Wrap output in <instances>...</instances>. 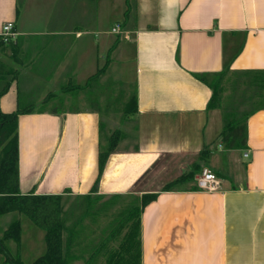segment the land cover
<instances>
[{"label":"crops","instance_id":"obj_1","mask_svg":"<svg viewBox=\"0 0 264 264\" xmlns=\"http://www.w3.org/2000/svg\"><path fill=\"white\" fill-rule=\"evenodd\" d=\"M8 21L16 35L5 41ZM113 46L106 70L87 85L108 59L100 67L96 51L108 56ZM116 53L133 56V110L116 107L118 84L107 88ZM227 62L233 71L264 70V0H0V88L9 83L0 108L35 105L18 118L21 190L74 199L64 209L95 194V263L105 261L99 247L119 226L105 220L108 210L120 198L126 206L158 192L141 211V264H264V108L247 120L246 145L227 148L211 123L212 89L196 76ZM114 109L132 127L93 191ZM205 164L220 190L198 187ZM193 169L190 181L162 189ZM157 180L165 183L155 187ZM18 213L0 215V227L20 221L21 246L30 223Z\"/></svg>","mask_w":264,"mask_h":264},{"label":"trees","instance_id":"obj_2","mask_svg":"<svg viewBox=\"0 0 264 264\" xmlns=\"http://www.w3.org/2000/svg\"><path fill=\"white\" fill-rule=\"evenodd\" d=\"M113 49L114 46L109 50L107 62L89 78L87 85L94 80L95 76L101 75L106 70ZM230 74H234L233 86L244 85V91L249 92L250 97L257 98L256 101L252 100L249 110L244 112L243 117L237 121L228 122L220 132L221 142L227 148H243L247 143L249 116L258 109L264 108V70L233 71L230 68V62H227L220 72L212 74L214 75L213 81L207 79L208 74L196 73V76L212 89L208 109L221 106L222 85ZM8 87L9 83H6L0 88V97ZM34 108L33 104L19 107L13 112H4L0 108V215L17 211L27 216L37 227L44 230L46 249L31 263L25 262L21 257H14L7 242L11 238L21 237V223L16 221L0 236V254H4L5 262L11 264H71V249L73 245L78 244V250L88 253L85 264H95V227L93 226L95 224V194L81 195L80 198H86V201L77 202L68 209H64L63 194H35L33 191L23 192L21 190L18 118L19 115L31 112ZM120 134V129H116L109 137L107 148L99 153V175L93 191L97 188L108 156L116 148ZM201 156L204 158V151ZM194 174L195 170H190L165 184L162 189L168 190L181 186L190 181ZM157 197L158 192L144 193L140 203L126 205L120 211L121 216L117 223L119 226L107 232L109 234L103 238L98 250V252H103L105 260L103 264H141V211ZM74 207L80 208L76 211ZM88 215H93V224L84 223ZM85 226L91 230V233L87 235L86 241H82V228ZM119 234L121 238L118 245L109 246V241ZM79 255L82 257V254Z\"/></svg>","mask_w":264,"mask_h":264},{"label":"rangeland","instance_id":"obj_3","mask_svg":"<svg viewBox=\"0 0 264 264\" xmlns=\"http://www.w3.org/2000/svg\"><path fill=\"white\" fill-rule=\"evenodd\" d=\"M108 27H111L109 25ZM96 56L98 58L99 66L101 67L107 58V52L105 51H96ZM99 56V57H98ZM114 62L111 64L110 69L108 73L106 74V84L107 88L110 89L114 84H118L117 87H114V94L117 96H121L123 99L122 103H116V107L122 109L125 108V110H133L134 108V71H135V63L133 60V56H127L126 58H119L117 53L113 56ZM234 74L228 75V77L225 78V83L222 85V92H221V106L220 107H214L212 108V112H210V116L212 117L211 123L214 126L215 130L221 132L223 128L226 126L228 122L231 121H237L239 118L243 117L244 112L249 110V105L252 102L253 99L255 101L257 98L250 97V93L244 91L245 87L244 85L240 86H233V80ZM208 80L213 81L214 75H209L207 77ZM229 79V80H228ZM129 86V87H127ZM124 91L125 93L121 94L120 92ZM111 93V90L108 91ZM106 93H103L102 97H105ZM124 96V98L122 97ZM126 101V102H124ZM76 104V102H75ZM26 105V104H25ZM29 105V104H28ZM89 105V104H87ZM27 106V105H26ZM216 108V109H215ZM120 111V110H118ZM114 109V111H111L108 113V116L105 117V129H104V138L107 136H110L116 129H120V137L122 138L123 133L125 134L128 129L131 128L132 123L130 121H126L124 117H120V112ZM131 139V138H130ZM128 139V140H130ZM131 141V140H130ZM128 145H130L128 143ZM226 147V145H225ZM203 167H209L213 171H215L211 166L205 164ZM200 168L201 170L203 169ZM216 172V171H215ZM165 182L163 180H157L155 187H160V185H163ZM74 199H64V206H67L68 203L70 204ZM129 200V199H128ZM128 200L124 198H120L116 202V208H112L108 210L106 221L113 222L115 220H118L121 216L120 211H122L125 207L126 202ZM21 214V213H18ZM23 223L26 224L27 220L30 223V227H27L25 225V231H24V241L28 245V251L26 250L25 246L22 245L19 246L17 244V241L19 239L11 238L7 242V244L10 246L11 254L14 257L20 256L25 262L31 263L37 256L42 254L46 249V242L44 239V234L41 232V230H38L36 228V225L25 215H23ZM95 219V217H94ZM17 220V219H16ZM84 223L93 224V215H88L85 218ZM15 221V220H14ZM13 221V222H14ZM33 224V226L31 225ZM12 225V224H11ZM35 226V227H34ZM95 227V224H93ZM82 241H86L87 235L91 233V230L85 226V228H82ZM4 230L0 227V236H2ZM44 232V231H43ZM91 238V236H90ZM80 239V238H79ZM21 244V243H20ZM73 253L77 254V263L75 264H85V259L88 256L87 252H82L81 250H78V244L73 248ZM79 254H82V257H80ZM6 256L4 254H0V264H11L10 262H5ZM104 262V261H103ZM102 262V264H103ZM99 264V263H95Z\"/></svg>","mask_w":264,"mask_h":264},{"label":"built area","instance_id":"obj_4","mask_svg":"<svg viewBox=\"0 0 264 264\" xmlns=\"http://www.w3.org/2000/svg\"><path fill=\"white\" fill-rule=\"evenodd\" d=\"M112 31L117 34L122 32L119 26L113 27ZM1 35L5 41H9L16 35L12 21H8L3 25ZM245 156H248V153H245ZM197 185L202 190L217 191L221 189V179L211 168L203 167L197 176Z\"/></svg>","mask_w":264,"mask_h":264}]
</instances>
